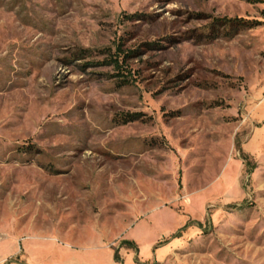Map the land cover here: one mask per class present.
Segmentation results:
<instances>
[{"label": "rangeland", "instance_id": "rangeland-1", "mask_svg": "<svg viewBox=\"0 0 264 264\" xmlns=\"http://www.w3.org/2000/svg\"><path fill=\"white\" fill-rule=\"evenodd\" d=\"M0 264H264V0H0Z\"/></svg>", "mask_w": 264, "mask_h": 264}, {"label": "trees", "instance_id": "trees-1", "mask_svg": "<svg viewBox=\"0 0 264 264\" xmlns=\"http://www.w3.org/2000/svg\"><path fill=\"white\" fill-rule=\"evenodd\" d=\"M124 243L127 244V245L130 244L129 242H124ZM130 245H133V244H130ZM115 259H116V256H115Z\"/></svg>", "mask_w": 264, "mask_h": 264}]
</instances>
